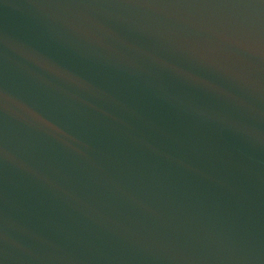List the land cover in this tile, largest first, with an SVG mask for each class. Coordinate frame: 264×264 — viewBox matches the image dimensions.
<instances>
[{"label":"water","instance_id":"obj_1","mask_svg":"<svg viewBox=\"0 0 264 264\" xmlns=\"http://www.w3.org/2000/svg\"><path fill=\"white\" fill-rule=\"evenodd\" d=\"M0 264H264V0H0Z\"/></svg>","mask_w":264,"mask_h":264}]
</instances>
